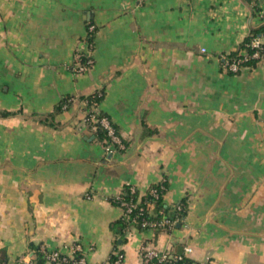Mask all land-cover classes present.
I'll return each instance as SVG.
<instances>
[{"label": "crops", "instance_id": "0c3cea01", "mask_svg": "<svg viewBox=\"0 0 264 264\" xmlns=\"http://www.w3.org/2000/svg\"><path fill=\"white\" fill-rule=\"evenodd\" d=\"M259 10L264 0H0V259L78 243L85 264H104L117 240L121 264H145L142 243L264 264V61L222 63ZM89 25L94 63L75 73ZM96 91L120 151L84 121ZM163 178L166 204L185 199L181 224L115 233L112 198Z\"/></svg>", "mask_w": 264, "mask_h": 264}, {"label": "built area", "instance_id": "2783aa9c", "mask_svg": "<svg viewBox=\"0 0 264 264\" xmlns=\"http://www.w3.org/2000/svg\"><path fill=\"white\" fill-rule=\"evenodd\" d=\"M257 16L260 23L264 21L263 10L257 11ZM91 32H94L93 25L88 26L86 35L82 41V48L75 54L74 62L72 64V70L75 73L86 72L92 67L94 63V42L88 41V37ZM261 38L262 36L252 37L249 43L246 45L247 47L254 49V51L250 54H246L243 50L240 51V57L230 58L226 55L222 56L224 68L227 71L236 73L240 69L242 63L248 61L251 58L256 59L257 61H264V42ZM80 57H83L85 61L80 62ZM84 121L88 126L91 127V129H95L96 125L103 129L107 138V143L104 145L106 152L112 153L125 148V144L121 136L117 133L114 125L107 116L96 117L94 113L90 112V114L84 118ZM94 123L97 124L95 125ZM130 190L131 192L134 191L133 188ZM149 193L154 198L159 196V191L156 188L150 189ZM115 197L120 200V203L124 208L122 214H124L128 223L139 224L146 230H154L157 227L164 226H166L168 229L173 228L172 224L174 221H170L166 218L158 220H146L142 218L143 208L141 206L137 207L138 200H125L119 196V193L115 195ZM39 250L45 253L47 264H85L82 246L78 243L70 245L67 250L68 252L66 253H62L59 250H47L43 245H39ZM191 251L192 248L190 246H185L183 252L177 255L168 251H161L156 246L149 243H142L139 246V254L145 264H199L189 257ZM122 258V253L117 254L112 264H121ZM26 264H33L32 258H30ZM104 264H108V262L106 261Z\"/></svg>", "mask_w": 264, "mask_h": 264}, {"label": "trees", "instance_id": "16d2710c", "mask_svg": "<svg viewBox=\"0 0 264 264\" xmlns=\"http://www.w3.org/2000/svg\"><path fill=\"white\" fill-rule=\"evenodd\" d=\"M94 32H95V30H94ZM94 32L90 33V35L88 37V41H93ZM262 35H264V21L261 22L258 26L252 27L249 31V34L240 43L238 48L234 51L229 52L228 54H226V56L230 57V58L240 57V51H243V50L245 51L246 54L252 53L254 51V49L247 47L246 45L249 43V41L251 40L252 37L262 36ZM263 54H264V46H263ZM79 61L83 62V61H85V59L83 57H80ZM256 62H257L256 59L251 58L248 61L243 62L240 69L245 67V66H252V65L256 64ZM228 72H230V71H228ZM101 98H102V92H100V91H96V92L92 93L91 95L87 96V98H86L87 102L86 103L88 104L89 109H88V111H86L84 118H86L90 114V112L94 113V115L96 117L106 116L100 110L97 109V105H98ZM65 102L66 101H64V103ZM94 124L96 125L97 123H94ZM89 129L92 131V135H93L94 139L101 140L104 143V145L107 143L106 135L100 126L96 125L95 129H91V127L89 126ZM161 186H162V188H161ZM167 186H168L167 181L165 178H163L159 182L151 184L147 188L145 193L140 195V194H138V192L136 191V189L134 187H132L131 185H125L120 190L119 196H121L125 200H128V199H132L133 201L138 200L137 207L141 206L143 208L142 218H144L146 220H158V219L166 218V219H169L170 221H174V223L172 224V227L174 228L177 226L176 225L177 223L181 224V222H182L183 216L186 213V202H185V199H182L179 202L171 204V205L166 204L163 201V195L166 192ZM131 188H133V190H134L133 192H131V190H130ZM152 188H156L159 191V196L157 198H154L152 195H150L149 190ZM112 201L114 204L118 205L123 212L124 208L121 205L120 200L114 196L112 198ZM111 227L115 233H117L121 236H122V233H124L126 231V229H129L130 227H135L136 229H138V231L146 230L143 227H141L139 224L128 223L126 221L124 214H121L119 219L112 223ZM166 229H168V228L166 226H164V227H157L154 230L159 231V230H166ZM117 243H118V241L116 240L114 242V245H115L114 250L107 260L108 264H112L116 255L119 253H122L121 250L116 249ZM29 250H30L31 255H32V263L33 264H47V259L45 257V253H43L39 250V245L31 243L29 245ZM173 254L178 255L181 253L176 252ZM5 263H7V259H0V264H5Z\"/></svg>", "mask_w": 264, "mask_h": 264}, {"label": "rangeland", "instance_id": "374dc122", "mask_svg": "<svg viewBox=\"0 0 264 264\" xmlns=\"http://www.w3.org/2000/svg\"><path fill=\"white\" fill-rule=\"evenodd\" d=\"M262 39V38H261ZM263 41V40H262ZM264 42V41H263ZM28 257V256H27ZM31 257V255H30ZM29 261V259L25 260L23 264H26Z\"/></svg>", "mask_w": 264, "mask_h": 264}]
</instances>
